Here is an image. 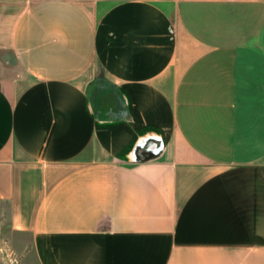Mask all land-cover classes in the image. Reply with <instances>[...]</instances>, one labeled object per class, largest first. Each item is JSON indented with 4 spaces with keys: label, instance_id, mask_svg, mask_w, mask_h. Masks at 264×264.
<instances>
[{
    "label": "crops",
    "instance_id": "crops-1",
    "mask_svg": "<svg viewBox=\"0 0 264 264\" xmlns=\"http://www.w3.org/2000/svg\"><path fill=\"white\" fill-rule=\"evenodd\" d=\"M39 264H264V0H0V247Z\"/></svg>",
    "mask_w": 264,
    "mask_h": 264
},
{
    "label": "rangeland",
    "instance_id": "rangeland-1",
    "mask_svg": "<svg viewBox=\"0 0 264 264\" xmlns=\"http://www.w3.org/2000/svg\"><path fill=\"white\" fill-rule=\"evenodd\" d=\"M22 247L12 244L0 247V264H39L32 247L30 237L22 235Z\"/></svg>",
    "mask_w": 264,
    "mask_h": 264
}]
</instances>
